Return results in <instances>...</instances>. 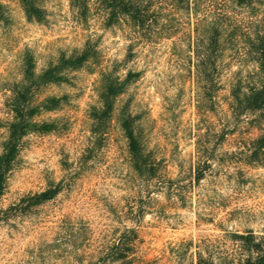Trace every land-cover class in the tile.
I'll return each instance as SVG.
<instances>
[{
    "label": "rangeland",
    "instance_id": "rangeland-1",
    "mask_svg": "<svg viewBox=\"0 0 264 264\" xmlns=\"http://www.w3.org/2000/svg\"><path fill=\"white\" fill-rule=\"evenodd\" d=\"M0 2V155L17 92L37 128L19 140L5 175L0 264H123L104 255L130 237L132 264H195L197 252L216 259L229 250L232 234H264V164H246L241 153L264 124V112L234 118L228 105L233 73L254 66L238 62L242 42L225 45L211 113L195 82L191 14L160 12L145 33L123 23L106 27L94 9L81 23L69 0H43V23L28 21L18 0ZM255 7L254 19L264 16V0ZM86 46L92 56L64 73L65 82L42 76L61 52ZM105 71L138 77L100 118ZM50 97L57 99L53 110ZM126 113L159 169L147 182L130 165L121 127ZM45 124L53 130L42 131ZM198 144L214 155L195 183ZM46 190L56 193L38 200Z\"/></svg>",
    "mask_w": 264,
    "mask_h": 264
},
{
    "label": "trees",
    "instance_id": "trees-1",
    "mask_svg": "<svg viewBox=\"0 0 264 264\" xmlns=\"http://www.w3.org/2000/svg\"><path fill=\"white\" fill-rule=\"evenodd\" d=\"M25 18L28 21L43 23L46 11L41 5L43 0H18ZM262 0H69L70 9L81 23H86L91 10H96L102 17L106 27L127 24L135 31H151V25L156 22L160 12L187 13L194 16L192 42H194V75L198 92L207 112L215 110L214 95L221 88L219 81L221 69L220 60L225 51V45L231 42H242L244 49L240 52L238 62L242 65L254 63L248 71L237 70L231 77L229 86V111L234 118L246 113L264 112V16L254 19L256 5ZM3 5L0 2V10ZM240 11L246 14L237 18ZM0 12V17H1ZM239 17V16H238ZM172 29L162 28V32ZM233 45V43H231ZM236 47V44L234 43ZM92 56L91 49L86 46L77 54L66 55L61 52L54 66L48 67L42 74L50 83L65 82V74L69 70L81 68ZM223 65V64H222ZM224 66V65H223ZM222 68V67H221ZM30 69L26 67L24 74ZM112 71L100 74L101 84L99 102L100 118L108 117L115 99L123 92L126 85L138 77V74L128 72L120 79ZM27 92V88H25ZM57 99L50 97L47 110L55 109ZM199 104V100H196ZM14 120L9 126V136L0 155V197L4 189L6 173L16 155L19 140L30 131H35L36 124L30 121L32 110L28 109L27 101L22 92L16 93L12 104ZM256 120H251L252 125ZM121 127L127 143L129 161L134 173L143 181L154 179L158 175V166L151 152L141 142L135 129L134 119L126 113L121 120ZM257 136L250 139L241 153L246 164H264V124L256 127ZM53 130L52 124H45L42 131ZM207 134V133H206ZM223 131L217 135L222 139ZM214 148H206L198 144L196 161L193 166V181L199 183L209 170ZM172 182V180H168ZM164 182H162L163 184ZM56 192L46 190L37 195L38 200H49ZM233 245L225 253L214 259L211 254L203 256L196 253L195 264H264V234H254L248 231L244 234H232ZM133 237L126 242L118 243L104 255L105 260L121 261L132 264L130 257L133 249Z\"/></svg>",
    "mask_w": 264,
    "mask_h": 264
}]
</instances>
